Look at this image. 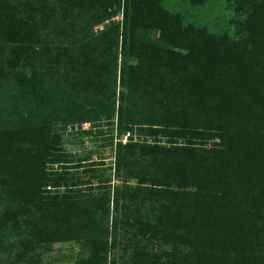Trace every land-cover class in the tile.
I'll list each match as a JSON object with an SVG mask.
<instances>
[{
  "label": "trees",
  "instance_id": "16d2710c",
  "mask_svg": "<svg viewBox=\"0 0 264 264\" xmlns=\"http://www.w3.org/2000/svg\"><path fill=\"white\" fill-rule=\"evenodd\" d=\"M235 9L230 38L161 0H0V264H51L62 243L115 264L117 229L123 264H264V0ZM100 119L122 185L59 191L56 129Z\"/></svg>",
  "mask_w": 264,
  "mask_h": 264
},
{
  "label": "rangeland",
  "instance_id": "374dc122",
  "mask_svg": "<svg viewBox=\"0 0 264 264\" xmlns=\"http://www.w3.org/2000/svg\"><path fill=\"white\" fill-rule=\"evenodd\" d=\"M161 5L169 13L178 15L184 25L189 24L195 28L204 29L216 36L227 35L230 38L239 36L235 22L244 16L235 9L236 0H208L200 6L192 5L187 0H161ZM121 16V11H116L113 18L97 25L92 31L101 32L108 25L120 23ZM22 72L28 74L29 70L23 68ZM56 132L61 135L62 149L71 156V162L66 163L62 168L61 165L48 167L71 179L59 191L96 195L122 185V182L114 175L113 167L115 144L120 141L116 135L115 123L100 119L95 123L61 126L56 129ZM134 136L135 140L141 141V137ZM127 138L128 134H124L121 142L125 143ZM97 162H102L103 165H98ZM89 168L94 171L89 172ZM72 182L77 185H73ZM127 184L134 186L135 182L128 180ZM123 213L124 210L118 212L121 215ZM115 239L116 245L110 251L109 258L115 264L130 261L132 253L123 250L129 242L128 233L123 229H117ZM71 247L74 251L70 254L67 244H54L52 251L45 254L43 260L51 264H74L80 248L76 243H72ZM156 247L157 245L153 249Z\"/></svg>",
  "mask_w": 264,
  "mask_h": 264
}]
</instances>
